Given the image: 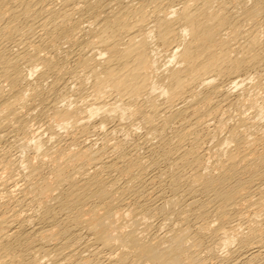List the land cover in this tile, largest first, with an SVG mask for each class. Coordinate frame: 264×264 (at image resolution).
Here are the masks:
<instances>
[{"label": "bare ground", "instance_id": "obj_1", "mask_svg": "<svg viewBox=\"0 0 264 264\" xmlns=\"http://www.w3.org/2000/svg\"><path fill=\"white\" fill-rule=\"evenodd\" d=\"M0 264H264V0H0Z\"/></svg>", "mask_w": 264, "mask_h": 264}, {"label": "rangeland", "instance_id": "obj_2", "mask_svg": "<svg viewBox=\"0 0 264 264\" xmlns=\"http://www.w3.org/2000/svg\"><path fill=\"white\" fill-rule=\"evenodd\" d=\"M66 47H67L66 45H62V48H63L64 50H66V49H65ZM143 143H144V144H143V147H144L143 151L145 152V151H146V150H145L146 147L149 146V144L152 143V142L144 141ZM23 208H24V210H25V207H23ZM23 214H29V213L27 212V213H23Z\"/></svg>", "mask_w": 264, "mask_h": 264}]
</instances>
